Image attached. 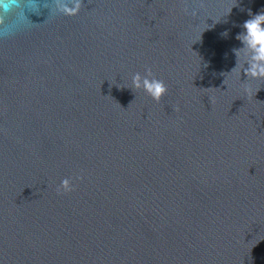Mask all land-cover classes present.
Returning a JSON list of instances; mask_svg holds the SVG:
<instances>
[{"label": "water", "instance_id": "1", "mask_svg": "<svg viewBox=\"0 0 264 264\" xmlns=\"http://www.w3.org/2000/svg\"><path fill=\"white\" fill-rule=\"evenodd\" d=\"M36 2L0 40V264H264V79L232 71L264 0Z\"/></svg>", "mask_w": 264, "mask_h": 264}, {"label": "clouds", "instance_id": "2", "mask_svg": "<svg viewBox=\"0 0 264 264\" xmlns=\"http://www.w3.org/2000/svg\"><path fill=\"white\" fill-rule=\"evenodd\" d=\"M81 3L82 0H57L56 12L60 16H77L81 10ZM34 5H38L36 0H0V40L12 39L21 31L28 29V22L31 21L30 15L38 13L39 6L34 7ZM185 11L189 12L188 9ZM190 14L199 15L196 9H192ZM242 28L243 31L236 37L242 47L233 49L237 64L232 71L239 68L240 75L243 70L247 79H264V12L245 21ZM223 35L226 36L227 33ZM131 88L143 91L157 103L167 94L165 82L157 78L151 67L147 66L143 74L137 72L132 76ZM175 110L179 111V108ZM77 179H82V177H77ZM60 187L65 192L73 191L72 179L65 178L61 181Z\"/></svg>", "mask_w": 264, "mask_h": 264}]
</instances>
